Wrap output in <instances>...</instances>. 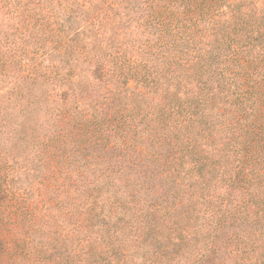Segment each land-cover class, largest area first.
Instances as JSON below:
<instances>
[{
	"label": "trees",
	"instance_id": "1",
	"mask_svg": "<svg viewBox=\"0 0 264 264\" xmlns=\"http://www.w3.org/2000/svg\"><path fill=\"white\" fill-rule=\"evenodd\" d=\"M0 11V264H264V0Z\"/></svg>",
	"mask_w": 264,
	"mask_h": 264
},
{
	"label": "rangeland",
	"instance_id": "2",
	"mask_svg": "<svg viewBox=\"0 0 264 264\" xmlns=\"http://www.w3.org/2000/svg\"><path fill=\"white\" fill-rule=\"evenodd\" d=\"M13 25H14L13 21H9L7 18H5L3 13L1 12L0 14V42L1 43L5 42L3 40L5 37L9 38L10 40L12 39L11 37H9V34L14 33L13 32L14 30L12 29ZM0 50H4V48ZM33 57L34 59H31V60H34L32 62V65L33 66L40 65L41 63L40 57L38 56H33ZM18 82L19 81H16V79L13 76L6 77L5 75H0V103L1 105L7 106L9 104V107H11L10 109L11 113L15 114L16 116L20 115V118L18 119V123H26V124L34 123L33 125L39 128L38 130L47 128V126L50 125L49 124L50 123V112H49L50 110L47 109L48 107H45V105H41V108L37 107L35 108L34 111H30L29 108L21 107V105L24 102L20 103L21 100L18 101L19 98L17 99V101H14L13 99L14 97L11 96V93L13 91H16L19 85ZM37 93L41 94L43 92L40 90ZM10 96L12 97V99L8 100L11 98Z\"/></svg>",
	"mask_w": 264,
	"mask_h": 264
}]
</instances>
